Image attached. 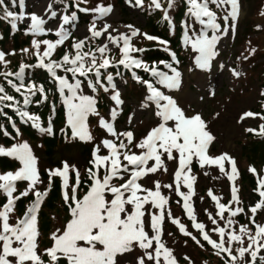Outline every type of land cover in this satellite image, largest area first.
Masks as SVG:
<instances>
[{
  "label": "snow or ice",
  "instance_id": "1",
  "mask_svg": "<svg viewBox=\"0 0 264 264\" xmlns=\"http://www.w3.org/2000/svg\"><path fill=\"white\" fill-rule=\"evenodd\" d=\"M87 2L49 0L43 14H38L26 11V0H0V21L7 22L11 30L19 31V22H28L24 34L32 37L30 48L21 49V53L31 52L35 58L34 64L20 63L15 72L0 71V117L9 120L16 135L12 136L3 125H0V133L13 140L21 135L5 111L11 109L40 133L53 134L51 119L44 127L39 115L26 110L30 104H43L49 99L43 84L26 82L30 71L40 69L47 73L59 94L65 109L66 128L71 130L70 139L93 144L88 161L90 166L86 168L87 190L82 196L78 195L82 185L81 172L75 165L63 161L61 167L47 169L48 183L41 191L39 186L44 180L30 145L26 141L13 143L10 147L0 145V157L12 158L20 165L14 172L0 173V264H122V260L130 261V264H180L175 250L164 239L165 235L173 236L172 232L166 231V222L186 238L185 243L190 239L200 249L209 246L223 264H264V223L257 222L258 213L264 212V177L259 176L255 167L249 168V172L257 177L254 191L260 199L246 211L241 206L237 184L239 171L234 158L228 153L210 155L215 136L207 122L200 113H187L178 100L168 94L179 91L183 83L178 68L180 61L168 47L169 42L143 33L131 24L125 25L127 31L121 32L106 19L113 13V5L82 6ZM126 2L132 7H144V0ZM184 3L185 14L192 21L184 22V43L195 54V68L208 70L219 55L218 43L236 28L240 0H184ZM148 7L161 11L163 21L171 30L174 22L170 10L176 7V0H166V5L165 0H150ZM81 13L91 15L92 19L86 25L87 34L75 39L73 32L78 29ZM261 15L264 16V12ZM50 21L54 22V27H47ZM49 34L56 38L41 39ZM137 37L156 42L170 56V62H159L167 71L138 57L137 54L148 49L134 45L133 40ZM101 38L103 43L89 47ZM70 39L71 49L56 59L58 49L66 46ZM113 48L119 52L118 60L111 55ZM255 51L249 49L250 54ZM9 55H16L15 50L7 53L0 50V66L5 69L11 63L6 59ZM121 67L144 89L139 107L153 108L157 118L156 125L138 141L132 130L117 128L125 103L117 83V77L123 75ZM136 70H141L150 79H144ZM230 71L235 78L242 75L235 68ZM8 88L22 97V103L9 94ZM88 90L92 94H86ZM100 92L112 102L108 118L101 115L98 108L96 94ZM214 94V90L209 92V95ZM37 95L40 99L34 101ZM52 110L55 111V105ZM90 117H96L98 127L106 133L99 143L90 130ZM246 117L264 120V114L251 111L244 113L241 120ZM127 122L133 123V115ZM246 131L256 133L257 129ZM257 134L264 135V124L259 126ZM102 151L107 154H101ZM168 162L176 164L172 181L162 183L153 179L169 172ZM225 162L230 168L225 167ZM194 163L205 170V176L210 175L206 169L216 167L230 182L231 199L227 203L208 190L207 196L215 207V212L203 210L209 223L198 219L195 208L197 176L193 173ZM72 175L75 183L70 182ZM55 179L61 181L62 200L69 219L63 229L51 233V246L41 250L38 216ZM21 182L26 184L22 191L18 188ZM148 184L152 186L148 187ZM173 194L179 198L176 204L196 234L172 212L170 200ZM30 195L33 197L31 203L13 222L18 202ZM241 215L247 217L248 223H239L237 217ZM183 259L186 264H195L190 256L185 255Z\"/></svg>",
  "mask_w": 264,
  "mask_h": 264
},
{
  "label": "rangeland",
  "instance_id": "2",
  "mask_svg": "<svg viewBox=\"0 0 264 264\" xmlns=\"http://www.w3.org/2000/svg\"><path fill=\"white\" fill-rule=\"evenodd\" d=\"M48 2L49 0H26V11L29 13L36 12L38 14H43V9ZM97 3L113 5V13L110 14V16L106 19L108 23H111L115 29H119L121 32L127 31L125 25L131 24L140 29L141 32L147 33L146 21L148 19L147 16L149 13L158 12L160 15H163L161 11L150 9L148 7L150 0H144L143 8L132 7L126 2V0H88L87 5L82 6L95 7ZM183 5L185 6L184 2ZM240 6L241 11L238 21L236 22V28L231 31L228 36L223 37L218 43L217 51L219 52V55L215 59L212 67L208 70H200L195 68L193 62L195 54L191 51L190 46L184 43L183 25L185 21L192 23L190 18L187 15L183 18V11L180 10L177 11V14L179 12L177 19L172 17L174 24L171 30L166 24L170 33L174 32L177 28V31H175V38L178 39V46L179 50L181 51V61L179 60L180 63L178 68L182 73L183 80L182 88L179 91L169 92L168 94L173 95L178 100L180 106L184 108L187 113H200L203 119L207 122L209 130L215 136V141L212 143L209 149L210 155L219 156L222 153H228L234 158L239 171V179L237 184L240 189L239 197L242 202L241 206H243L247 211L250 206L254 205L260 199L257 193L254 191V189L257 187V177L249 172V168L255 167L259 176L264 177V160H260L258 163L253 161V157L251 160L245 157L243 153L245 146H249L250 150L252 149L250 145L253 144L264 147V135L257 134L259 131V126L264 124V120H261L259 117H246L241 120L243 114L249 111L253 113L264 114V96H261V92H264V16L261 15V12H264V0H240ZM59 10H62V6H59ZM218 15H223V13L218 12ZM79 16L80 20L78 29L73 32V38L75 39L83 38L87 34L86 25L90 23L92 19V16L89 14L81 13ZM27 23V21L20 22L23 31L27 26ZM257 26H259V28ZM47 27H54V22L50 21ZM196 27L197 29L199 28L198 25H196ZM195 34L198 33H189V35ZM28 37L32 39L31 36ZM43 38L54 40L56 37L49 34L47 37H41V39ZM93 42H95V47L103 43L104 39L101 38L100 40ZM93 42L89 46L93 45ZM68 43H70L69 48L67 47ZM71 43L72 40L70 39L66 42V46L60 47L55 54V58L60 59L65 51L70 50ZM133 43L136 47L160 48L156 42H149L143 37L134 38ZM110 47L112 46L110 45ZM168 47L170 48L169 45ZM25 48L29 47L25 46L22 49ZM252 48L256 50L254 54L249 53V49ZM171 51H173V49H171ZM144 54H146V52L137 55L139 58L143 59ZM165 54L168 56L170 62V56L166 52ZM111 55L114 59L118 60L120 58L119 52L115 48H113ZM245 56H248L247 60L244 59ZM9 57L12 62H15V58L18 61L27 60L25 54H22L21 51L20 53L16 52V55H10ZM148 63L153 64L151 62ZM221 64L224 65L223 68L220 67ZM160 66V70L167 71V69H165L162 64H160ZM232 68L240 71L242 75L239 78L233 77L230 71ZM112 71L115 72V69ZM136 71L144 79H150V77L141 70ZM126 74H128L127 71ZM119 79L120 77H117V83L120 87L122 99L125 101V103L122 106V115L117 121V128L119 130H132L138 141L144 135H146V133L152 127L156 125L157 118L153 114V108L142 109L139 107L144 95L143 87L133 81L131 78L128 81L129 83L126 81H120ZM212 90H214L215 94L209 95V92ZM101 93L103 94L104 101L108 106L105 108V112L102 113V115L105 116V118H108V112L110 107H112V102L109 100L107 95H105L103 92ZM86 94L92 93L90 90H88ZM130 115H133L132 124H128L127 122ZM64 123L65 119L62 122L61 128L62 130L67 131L68 129L64 126ZM249 128L257 129V132L254 133L246 131V129ZM90 130L95 137L98 135L96 137V143H99V141L106 135V133L98 127L97 118L95 117H90ZM65 136L68 137V133H66ZM251 139L254 141H251ZM25 141L30 145L33 154L37 158L38 168L42 175V179L44 180V184L39 186L41 191L46 188L48 183L46 170L58 168L59 164L61 166L60 161H67L69 165H75L81 173L85 174L88 157L83 158L79 153V150L84 147L88 153L91 152L93 148L91 143L71 140L72 143L70 144L69 148L66 147L69 140L62 143L59 145L60 149L55 154L57 164L54 167L53 163L45 160V157L43 156V148L39 142H32L19 136L14 143ZM263 151V148H257L256 155L258 156ZM101 154L107 153L102 151ZM6 159L14 161V169L11 171L14 172L20 167L19 163L14 159ZM168 167V173L158 174L153 177V179H158L162 183H170L172 181V173L176 168V164L174 162H168ZM225 167L230 168V165L225 162ZM206 170L210 173L209 176H205L203 174L205 170H201L195 163L193 164V173L197 176V196L193 199L195 201L198 219L205 223H209L203 210L208 209L209 211L215 212V207L214 202H212L207 196L208 190L211 189L215 195L220 196L222 198V202L224 203H227L231 199V196L230 182L228 179L223 177L216 167H211ZM5 172L7 171H2L0 169V173ZM214 177H218V179H214ZM248 179L251 180L254 186L253 188L249 187ZM55 182L58 187V196L60 202L65 209L66 218L63 220L64 223H61L60 218L56 216L54 222L56 221L57 223L56 229H63L64 225L69 219V214L68 209L62 200L60 188L61 181L59 179H55ZM70 182L75 183L74 175L71 176ZM147 186L151 187L152 185L148 184ZM25 187L26 184L23 182L18 184V188L21 191ZM79 190L81 191L82 196L87 189L85 188L82 190L80 187ZM164 191L167 195L168 190L165 189ZM201 197L203 198L202 200L200 199ZM32 199L33 197L31 195L22 199L24 210L18 211L16 209L13 222L17 217L22 216L26 207L31 203ZM177 199L179 198L173 194L170 200L171 210L174 215L180 217L182 222L189 226V230H192L191 224L187 220L186 216H184L181 207L176 204ZM42 209L43 208H41V210ZM244 221H248L246 216ZM257 222L264 223V212L258 213ZM167 226L174 229L172 232L173 236L169 237L165 235L164 239L168 246L175 250V255L179 259L180 264L181 261L186 264L183 259L185 255L190 256L192 260L196 262V260L199 258V255H197V249L190 244L189 241L191 240L188 239L187 243H185V240H183L185 237H183L173 225L167 222L165 223L166 231L170 232ZM192 231L195 233L194 230ZM51 244L52 242H49L47 247H50ZM205 246L213 254L212 249L207 245ZM122 264H130V261L122 260Z\"/></svg>",
  "mask_w": 264,
  "mask_h": 264
},
{
  "label": "trees",
  "instance_id": "3",
  "mask_svg": "<svg viewBox=\"0 0 264 264\" xmlns=\"http://www.w3.org/2000/svg\"><path fill=\"white\" fill-rule=\"evenodd\" d=\"M184 0H176V7L170 10L171 16L174 19H177L179 16V12L177 14V11H183V18L186 16V7L183 5ZM17 10V9H16ZM18 11V10H17ZM176 11V12H175ZM161 16V17H160ZM148 19L146 21V31L148 34L157 36L161 39L167 40L169 42V46L173 51L178 55L179 60L181 61V51L179 50L178 46V39L175 38L177 28L174 32H169L166 23L162 19V15H160L158 12H152L149 13L147 16ZM19 31H13L10 28V25L5 21H0V50H3L4 52H10L11 50H15V52L20 53L21 49L26 47L30 48V42L31 38L26 36L24 34L23 28L19 22ZM94 44L89 47H94ZM5 46V49H4ZM70 43L67 44V47L69 48ZM148 51L146 54L143 55V59L148 62H158L161 60H168L167 55L160 51L158 48H147ZM10 56V55H9ZM7 56L6 59L10 60V57ZM25 57L27 58L26 61L24 60H16L15 62L11 61L10 65L7 69H5L3 66H0V71L8 70V71H17L18 65L20 63H28V64H34L35 58L33 57L32 53L29 52L25 54ZM182 63V62H181ZM124 81L128 82L130 79L126 75L123 79ZM26 82H34L36 84H43L45 88L48 90V96L49 99L47 102L43 104H30L26 106V110H28L31 114L39 115L41 117V124L44 126L49 119H51L52 123L55 126V133L53 132L52 135L42 134L37 129L31 127L30 123H24L22 119L11 109H5L8 116L11 117V122L15 123L17 128H19L21 133V138H25L27 140H30L32 142H39L42 145L43 148V156L45 157V160L53 163V166L55 167L57 164V159L55 158V154L58 152L59 145L63 143V140L61 139V136L57 134V129L61 128L62 122L64 120V109L63 105L59 101V94L55 91L54 85L47 76V73L40 69H35L30 71L29 75L26 77ZM2 83V81H0ZM129 83V82H128ZM7 88V85H5ZM9 94H12L16 96L17 100H20L22 103V97L19 96V94H16L13 92L10 88H8ZM98 108L102 115V113L105 112L106 102L104 101V96L100 93H98ZM40 99L39 95L33 98V100ZM52 105H55V111L52 110ZM95 121V120H94ZM0 125H3L5 129L9 133H11L12 136H15L16 133H14L13 128L11 127V123L6 117H0ZM60 134L63 132L59 130ZM251 141H254L251 139ZM15 141L13 139H10L9 137H5L2 133H0V145L9 147L11 146ZM71 143H67V148L70 147ZM251 150L249 146H245L244 148V155L245 157L249 158L253 161H256L259 163L260 160H264V151L256 155V149L257 148H263L259 145H250ZM79 153L82 155L83 158L88 157L89 154L86 150V148L82 147L81 150H79ZM252 162V161H251ZM14 161H10L6 159L5 157H0V169L2 171H11L14 169ZM81 179H82V185L81 189H87V176L86 173H81ZM248 185L250 188H253V184L250 179H248ZM58 187L56 185V182L54 181L53 187L48 195L46 197L43 205L42 210L39 213L38 216V228L41 233L39 237V247L40 249L47 248L48 243L52 242L50 240V235L52 232L56 230V221L54 222V219L56 216L60 218V222L64 223V219L66 218L65 215V209L62 206V203L60 202L59 196H58ZM79 196H81V191L79 190L78 193ZM25 203V202H24ZM23 200L18 202L17 210H24L23 209ZM245 216L241 215L237 217L240 224H246L248 221H244ZM168 230L170 232H173L174 229L168 227ZM195 234V233H194ZM183 240H186V238H183ZM191 245H193L197 249V255H199L198 259L196 260L195 264H223V261L211 253V251L205 246L204 249H200L197 247L192 241H189ZM45 260H47V257H44ZM181 264H185L183 261H181Z\"/></svg>",
  "mask_w": 264,
  "mask_h": 264
}]
</instances>
